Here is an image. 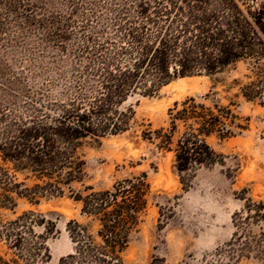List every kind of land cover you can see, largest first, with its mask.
Segmentation results:
<instances>
[{
    "label": "trees",
    "instance_id": "obj_1",
    "mask_svg": "<svg viewBox=\"0 0 264 264\" xmlns=\"http://www.w3.org/2000/svg\"><path fill=\"white\" fill-rule=\"evenodd\" d=\"M248 60L257 76L241 94L263 100V0H0V208L13 206V195L37 205L72 192L84 176L83 142L125 132L131 112L122 107L131 96ZM168 115L169 128L153 138L173 153L185 184L196 168L221 160L206 138L231 136L235 116L228 106L193 98ZM149 190L142 173L76 193L87 223H67L72 250L60 264H125ZM250 203L233 215L230 245H244L245 222L264 216L262 203L251 216ZM55 232V222L34 211L2 224L0 264H46Z\"/></svg>",
    "mask_w": 264,
    "mask_h": 264
},
{
    "label": "rangeland",
    "instance_id": "obj_2",
    "mask_svg": "<svg viewBox=\"0 0 264 264\" xmlns=\"http://www.w3.org/2000/svg\"><path fill=\"white\" fill-rule=\"evenodd\" d=\"M73 37L64 43L69 46ZM256 74L251 60L240 61L215 75L177 78L155 94L131 96L122 107L131 112L125 132L83 142L84 176L71 184L72 192L65 188L62 197L41 199L37 205L13 195L14 205L0 208V226L26 211L45 215L56 224V232L47 240L46 264H60V258L72 250L67 223H87L75 194L111 189L144 173L150 185L148 206L122 253L125 264H264V251L257 252L264 250V216L245 222L244 245H230L236 230L233 215L247 211V200L255 205L251 216L259 203L264 205V99L241 94ZM190 98L206 106H228L235 119L231 136L206 138L221 160L196 168L184 184L173 153L159 149L153 137L155 131L169 128V110ZM147 132L152 134L150 140L144 137ZM176 138L177 134L172 142ZM14 174L22 180L21 173Z\"/></svg>",
    "mask_w": 264,
    "mask_h": 264
}]
</instances>
